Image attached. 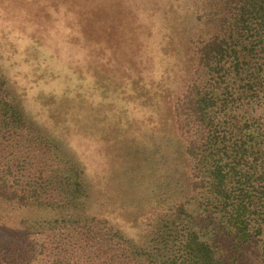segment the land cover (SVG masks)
I'll return each instance as SVG.
<instances>
[{
	"label": "trees",
	"instance_id": "16d2710c",
	"mask_svg": "<svg viewBox=\"0 0 264 264\" xmlns=\"http://www.w3.org/2000/svg\"><path fill=\"white\" fill-rule=\"evenodd\" d=\"M129 3L166 25L172 52L185 49L187 80L171 111L186 163L159 164L157 216L143 238L129 235L86 212L83 169L0 74L1 243L9 232L39 236L24 264H264V0ZM15 251L0 244V264H16Z\"/></svg>",
	"mask_w": 264,
	"mask_h": 264
},
{
	"label": "rangeland",
	"instance_id": "374dc122",
	"mask_svg": "<svg viewBox=\"0 0 264 264\" xmlns=\"http://www.w3.org/2000/svg\"><path fill=\"white\" fill-rule=\"evenodd\" d=\"M74 1L0 0V74L83 169L86 212L143 238L157 216L153 172L172 157L186 163L171 111L187 80L185 49L172 52L178 43L165 24L150 25L146 7L110 0L84 14ZM9 235L0 244L24 264L40 237Z\"/></svg>",
	"mask_w": 264,
	"mask_h": 264
}]
</instances>
